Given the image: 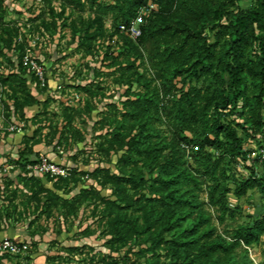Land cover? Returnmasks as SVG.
<instances>
[{
    "label": "trees",
    "instance_id": "16d2710c",
    "mask_svg": "<svg viewBox=\"0 0 264 264\" xmlns=\"http://www.w3.org/2000/svg\"><path fill=\"white\" fill-rule=\"evenodd\" d=\"M239 1L73 0L81 10L87 3L95 10L87 29L96 28L88 39L105 35L110 15L111 35L147 63L140 71L136 60L127 58L124 65L105 53L129 89L140 88L123 102L105 134L107 155L121 152L118 173L101 166L93 172L102 187L112 189L109 198H101V216L108 218V244L119 247L111 251L120 256L105 264H121L131 254L158 264L160 251L169 257L167 264H254L248 249L264 243V205L261 215L240 222L241 208L230 206L229 195L240 199L256 190L264 199V169L249 162L240 134L260 137L258 146L264 145V0L246 9ZM2 3L0 51L17 38L3 28ZM149 3L157 12L145 18L141 36L121 34L119 26ZM25 74L14 80L26 93L27 100L16 102L23 117L24 107L40 105ZM89 191L82 189L71 205L87 201Z\"/></svg>",
    "mask_w": 264,
    "mask_h": 264
},
{
    "label": "rangeland",
    "instance_id": "374dc122",
    "mask_svg": "<svg viewBox=\"0 0 264 264\" xmlns=\"http://www.w3.org/2000/svg\"><path fill=\"white\" fill-rule=\"evenodd\" d=\"M72 2L73 0H3V28L16 32L17 38L10 47H4L0 51V130L10 131L9 129L14 128L15 131L19 127L24 129L32 121L35 133L33 137L24 138L25 150L35 145L36 135L48 144L55 143V148L60 146L61 149L57 151L67 152L68 148L73 150L78 146L75 155L86 165L85 168L80 170L56 163L43 155L33 158L31 162H24L20 167L21 177L23 182L28 183L36 181V176H42L29 168L41 158L66 168L68 175L64 177L43 176L53 182L55 189L48 206L52 208V216L63 219L67 222L66 225L71 223V218L80 220V227L82 223L87 224L84 230L72 235L73 240L77 241L76 246H53L55 248L53 256L49 257V264H105L111 261L110 256H120L111 251L119 247L111 248L108 244V218L101 216L104 208L101 198H109L112 189L109 185L102 187L101 180L94 178L93 172L101 166L118 173L117 157L121 152L107 155L105 150L109 145L105 134L111 130L110 123L114 115L120 117L123 102L129 96L134 98L140 91L136 85L129 89L128 84L121 79L122 73L109 65L105 53L122 62L127 58L136 60L140 71V66L147 63L142 58L136 59L137 56L127 51L128 47L116 33L111 35L114 29L110 15L106 17L105 35L95 40L88 39L87 33L91 34L96 28L87 29L89 20L95 17V10L88 3L81 10ZM252 2L253 0H240L238 5L246 9ZM120 33L122 34L121 31ZM207 35L210 41L214 40L213 33L207 32ZM28 54L45 67L44 83L24 66L23 58ZM20 72L26 73L24 78H27V74L32 77L30 83H35L39 98L43 100L39 101L40 105L46 106L33 120L23 117L16 109L17 97L27 100L26 93L20 91L18 82L14 81L18 80ZM49 80L53 81L51 85ZM15 90H18L17 93ZM240 134L246 149L258 147L260 137L254 139L241 131ZM240 169L243 174L248 173L247 168L241 166ZM11 183L13 181L6 185L10 186ZM230 186L234 188L232 182ZM82 189L90 190L88 200L71 205L70 202L74 203ZM58 190L63 193L62 197L56 193ZM30 191L32 195H36L44 190L38 185H32ZM8 194H12V190L8 189ZM229 202L232 208H241L240 222H249L255 215H261L264 205V199L256 190H250L240 199L231 193ZM74 207L78 208L76 217L71 215ZM59 211L63 218L59 217L60 213L56 215ZM263 248L264 243L248 249L254 264H261ZM158 254V264L170 261L165 252L160 251ZM129 258L128 261H120L121 264L147 263L143 256L131 254Z\"/></svg>",
    "mask_w": 264,
    "mask_h": 264
},
{
    "label": "crops",
    "instance_id": "0c3cea01",
    "mask_svg": "<svg viewBox=\"0 0 264 264\" xmlns=\"http://www.w3.org/2000/svg\"><path fill=\"white\" fill-rule=\"evenodd\" d=\"M51 71V69H50ZM26 84L30 94L38 101L39 90L35 83H30L31 76L27 74ZM53 83L49 80V84ZM45 102V101H44ZM46 108V106L33 104L24 107L23 113L27 119L33 118ZM32 122V121H31ZM29 121L23 129L17 128L15 131L0 130V240L9 238L25 246V251L21 255H0V264H49V257L53 256V246H76L72 238L74 233L82 231L87 226L86 222L80 227L75 218H71V223L66 225V221L54 218L52 208H49L50 196L54 192V184L43 176H36V181H22L23 157L32 161L38 156H46L50 160L65 164L76 169L85 168L86 165L80 162V158L75 154L77 147L67 152L60 146L55 148V143H47L40 140L36 135L37 142L32 146V153L27 152L23 140L25 137H33L35 129ZM7 186V182H12ZM32 185L41 187L44 191L32 195L30 188ZM78 187L81 185L78 184ZM77 187V188H78ZM8 189L12 194H8ZM59 197L63 196L59 190L56 192ZM74 195V194H73ZM71 195V196H73ZM66 197V196H65ZM63 218L61 211L56 212ZM81 216V215H80ZM79 216V219H80ZM69 229V230H68Z\"/></svg>",
    "mask_w": 264,
    "mask_h": 264
},
{
    "label": "built area",
    "instance_id": "2783aa9c",
    "mask_svg": "<svg viewBox=\"0 0 264 264\" xmlns=\"http://www.w3.org/2000/svg\"><path fill=\"white\" fill-rule=\"evenodd\" d=\"M157 12V8L153 3L142 6L135 18L128 24H121L119 30L122 33L129 35L132 39H137L141 36V26L145 22V18L151 13ZM23 64L26 66L39 80L44 83L45 81V67L39 64L31 55L28 54L23 58ZM1 127V125H0ZM14 128L9 129L13 131ZM249 162L255 163L260 169H264V145H260L248 152ZM29 168L42 176L49 177H64L68 175V170L48 159L41 158L40 161L30 165ZM25 251V246L12 239L5 238L0 240V255H21Z\"/></svg>",
    "mask_w": 264,
    "mask_h": 264
}]
</instances>
